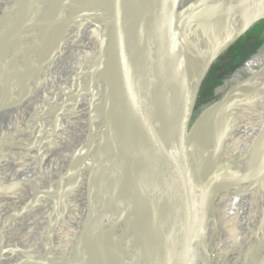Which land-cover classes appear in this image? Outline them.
Segmentation results:
<instances>
[{"label":"water","instance_id":"1","mask_svg":"<svg viewBox=\"0 0 264 264\" xmlns=\"http://www.w3.org/2000/svg\"><path fill=\"white\" fill-rule=\"evenodd\" d=\"M128 3L127 60L120 65L114 16L109 29L108 80L104 89L108 102L99 113L96 131L100 140L89 160L99 163L94 186L102 197V205L91 226L81 225L72 246L65 251L61 248L57 257L43 256L42 262L213 264L218 251L209 253L208 246L221 226L226 205L216 207L224 194L214 190L215 195H210L205 182L223 164L225 117L244 103L251 89L264 86V66L231 87L199 117L194 119V114L216 57L264 21V16L260 12L251 15L236 37L225 42L222 49L211 50L209 45L221 37L224 19L234 8L261 11L264 0H191L185 6L182 0H128ZM99 7L93 3L88 11L80 10L74 17H67L66 30L85 24L100 12ZM197 20L201 25L194 29ZM210 31L213 33L206 41ZM193 41L198 42L201 50L198 53ZM204 44L208 45L205 49ZM57 48L59 54L62 45ZM71 100L78 98L71 94L64 106ZM60 132L61 127L56 129V133ZM58 134L50 135L49 142L57 139ZM258 145L263 148L264 142L259 141ZM36 155L33 153L28 160L34 162L45 157ZM122 165L137 199L135 214L120 198ZM82 166L77 163L60 171L61 166L48 175L36 204H3L13 209L0 217V259L5 255L1 252L3 228L9 230L18 222L35 217V212L39 213L35 218L37 226L47 230L45 236L37 239L36 247L40 248L39 254L51 253L57 245L54 239L57 229L70 218V213L63 215L57 204L54 212L43 205L46 201L47 206L53 205L50 188L53 192L62 187L65 190L61 181ZM32 179L10 184L0 180V194L31 191L29 186L35 184ZM212 205L216 211L210 218L206 209ZM95 229L102 230L99 238L95 235L85 238L87 232Z\"/></svg>","mask_w":264,"mask_h":264},{"label":"bare ground","instance_id":"2","mask_svg":"<svg viewBox=\"0 0 264 264\" xmlns=\"http://www.w3.org/2000/svg\"><path fill=\"white\" fill-rule=\"evenodd\" d=\"M93 3L100 5V12L85 24L66 30L67 17H74L80 10L88 11ZM0 11V146L5 142L10 145L9 153L0 158V180L10 184L37 177L32 179L35 184L29 186L31 191L0 194V217L13 209L3 206L5 202L26 206L38 203L43 193L41 185H46V177L61 166L60 171L77 163L83 165L61 181L65 190L62 187L53 192L50 188L54 204L47 206L46 201L43 205L54 212L57 204L63 215L70 213V218L57 229L56 247L33 263L47 264L42 257L49 254L57 257L61 248L65 251L72 246L81 225L91 226L102 205V197L94 186L99 163L89 160L100 140L96 131L99 113L108 102L104 89L108 80L111 20L116 16V49L123 66L127 60L129 3L128 0H1ZM259 12L264 16V9L231 10L224 19L219 41L209 45L211 50L222 49L225 42L239 34L245 21ZM199 25L201 21L194 22V29ZM193 42L198 53L201 51L198 42ZM71 94L78 100L64 106ZM60 127L59 135L56 129ZM56 134L57 139L49 142L50 135ZM263 136L264 86H258L225 117L223 164L205 182L210 195H215V191L224 194L216 207L226 205L221 226L208 246L209 253L218 251L213 264H264V147L259 149L258 145L259 141L264 142ZM33 153L45 157L34 162L28 160ZM120 173V198L135 214L137 199L124 165ZM211 208L206 209L210 218L216 211L215 206ZM34 215L9 230L3 228L1 252L5 255L0 264H25L34 241L46 235L45 227L36 224L39 213ZM91 235L99 238L102 230L89 231L85 238Z\"/></svg>","mask_w":264,"mask_h":264},{"label":"rangeland","instance_id":"3","mask_svg":"<svg viewBox=\"0 0 264 264\" xmlns=\"http://www.w3.org/2000/svg\"><path fill=\"white\" fill-rule=\"evenodd\" d=\"M190 1L182 0V6ZM255 26L224 52L210 69L201 90L194 119L219 100L231 87L264 66V29L255 34L253 31ZM9 150L10 145L7 142L1 144L0 158L9 153ZM42 237L40 236L37 239ZM37 239L33 243V250L25 264L35 263L43 254L38 252L40 248L37 249L36 247Z\"/></svg>","mask_w":264,"mask_h":264},{"label":"trees","instance_id":"4","mask_svg":"<svg viewBox=\"0 0 264 264\" xmlns=\"http://www.w3.org/2000/svg\"><path fill=\"white\" fill-rule=\"evenodd\" d=\"M264 29V21L260 22L258 25L255 26V28L253 29V31L255 32V34L260 33L262 30Z\"/></svg>","mask_w":264,"mask_h":264}]
</instances>
